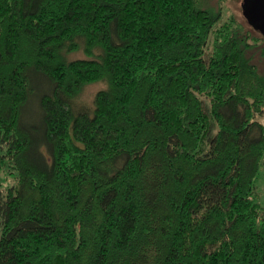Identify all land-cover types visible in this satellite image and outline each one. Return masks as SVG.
Returning a JSON list of instances; mask_svg holds the SVG:
<instances>
[{
    "label": "trees",
    "instance_id": "16d2710c",
    "mask_svg": "<svg viewBox=\"0 0 264 264\" xmlns=\"http://www.w3.org/2000/svg\"><path fill=\"white\" fill-rule=\"evenodd\" d=\"M224 3L0 0V264H264V45Z\"/></svg>",
    "mask_w": 264,
    "mask_h": 264
},
{
    "label": "rangeland",
    "instance_id": "374dc122",
    "mask_svg": "<svg viewBox=\"0 0 264 264\" xmlns=\"http://www.w3.org/2000/svg\"><path fill=\"white\" fill-rule=\"evenodd\" d=\"M218 0H210L211 5L216 6ZM246 0H225L224 3V16H228L229 14H233L237 20L242 23L247 31H249L253 36L262 38L261 45H264V38L262 33L254 28L255 26L252 24L250 20L245 15L244 7H245ZM262 50L259 48L256 49V53L254 55V60L259 64L260 68L264 67V55L261 52ZM78 55V54H77ZM80 55V54H79ZM103 85L100 83L91 84L89 85L83 94L82 99L87 101L88 103H92L93 96L95 92L100 89ZM260 119L264 123V115L260 117ZM256 188H257V195L255 200L258 203L264 204V162L262 163L260 172L256 178Z\"/></svg>",
    "mask_w": 264,
    "mask_h": 264
},
{
    "label": "water",
    "instance_id": "95a60500",
    "mask_svg": "<svg viewBox=\"0 0 264 264\" xmlns=\"http://www.w3.org/2000/svg\"><path fill=\"white\" fill-rule=\"evenodd\" d=\"M248 1L253 4L251 7L247 6ZM246 3L244 7L246 17L264 35V0H246Z\"/></svg>",
    "mask_w": 264,
    "mask_h": 264
},
{
    "label": "flooded vegetation",
    "instance_id": "af4514ba",
    "mask_svg": "<svg viewBox=\"0 0 264 264\" xmlns=\"http://www.w3.org/2000/svg\"><path fill=\"white\" fill-rule=\"evenodd\" d=\"M248 2H249V1H248ZM248 2H247V3H248ZM252 5H253V4H251L250 2L247 4V6H250V7H251Z\"/></svg>",
    "mask_w": 264,
    "mask_h": 264
}]
</instances>
